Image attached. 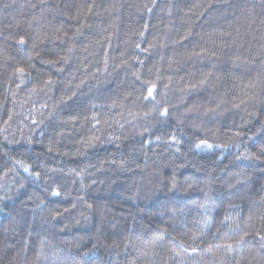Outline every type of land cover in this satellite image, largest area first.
<instances>
[{
  "label": "trees",
  "instance_id": "16d2710c",
  "mask_svg": "<svg viewBox=\"0 0 264 264\" xmlns=\"http://www.w3.org/2000/svg\"><path fill=\"white\" fill-rule=\"evenodd\" d=\"M261 236L264 0H0V264H264Z\"/></svg>",
  "mask_w": 264,
  "mask_h": 264
},
{
  "label": "snow or ice",
  "instance_id": "6c2138e0",
  "mask_svg": "<svg viewBox=\"0 0 264 264\" xmlns=\"http://www.w3.org/2000/svg\"><path fill=\"white\" fill-rule=\"evenodd\" d=\"M92 8H93V5H89V7H88V13H91L92 12ZM149 11H151V9H149ZM145 27H147V26H145ZM141 35H143V33H141ZM18 43L20 45H25L27 42H26V40L23 37H21L19 39ZM136 47L139 48L140 45L137 44ZM16 72H18L21 76H23L24 75V68H22V67L21 68H17L16 69ZM45 83H46V85L47 84H51L52 81L51 80H48ZM201 83L203 84V83H205V81H201ZM33 91H35V89H33ZM155 92H156V86H155V84H151V86H149L147 88V95L144 96L143 99H145L149 103H152L153 105L158 104L159 102L156 101V99H155V95H154ZM115 105H116V101H113V106H115ZM211 111H214V109H211ZM160 115L161 116H167L168 115V109L167 108H164L162 111H160ZM93 119L95 120L96 117H93ZM96 122L99 123L98 120ZM33 123L36 124L37 121L33 120ZM173 139H175V137H173ZM206 143H207L206 141H201V144H206ZM199 146L200 145H197V147H199ZM207 147L211 148L212 145L211 144H208ZM16 163L17 164H20L24 168V171L25 172L29 171L28 167L24 166L22 161H16ZM36 175L38 176L39 174L37 173ZM52 195L59 196L60 195V192L58 190H53ZM221 223H223V222H221ZM246 235H247V233H245V236ZM244 238H245L244 236H241L238 240H236L234 242L235 243V246L237 248L242 247V245L244 243ZM194 239H195V237H194ZM260 239L261 240H264V236H261ZM217 247H220V245H217ZM225 247H226V249L228 251H233V244H227V245H225Z\"/></svg>",
  "mask_w": 264,
  "mask_h": 264
},
{
  "label": "rangeland",
  "instance_id": "374dc122",
  "mask_svg": "<svg viewBox=\"0 0 264 264\" xmlns=\"http://www.w3.org/2000/svg\"><path fill=\"white\" fill-rule=\"evenodd\" d=\"M12 239H13L11 240L12 243H15L17 241V235H14V236L12 235ZM11 256H12L11 258H17V255L15 253L12 254Z\"/></svg>",
  "mask_w": 264,
  "mask_h": 264
}]
</instances>
